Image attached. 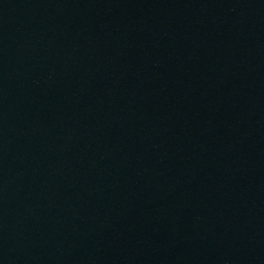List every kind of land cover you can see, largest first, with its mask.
Instances as JSON below:
<instances>
[{
    "label": "water",
    "instance_id": "obj_1",
    "mask_svg": "<svg viewBox=\"0 0 264 264\" xmlns=\"http://www.w3.org/2000/svg\"><path fill=\"white\" fill-rule=\"evenodd\" d=\"M159 0H0V218L69 104Z\"/></svg>",
    "mask_w": 264,
    "mask_h": 264
}]
</instances>
